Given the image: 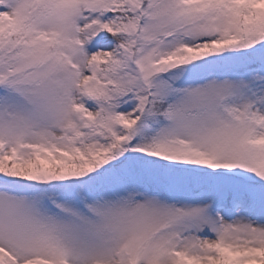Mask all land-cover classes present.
<instances>
[{
  "label": "snow or ice",
  "instance_id": "obj_1",
  "mask_svg": "<svg viewBox=\"0 0 264 264\" xmlns=\"http://www.w3.org/2000/svg\"><path fill=\"white\" fill-rule=\"evenodd\" d=\"M0 264H264V0H0Z\"/></svg>",
  "mask_w": 264,
  "mask_h": 264
}]
</instances>
